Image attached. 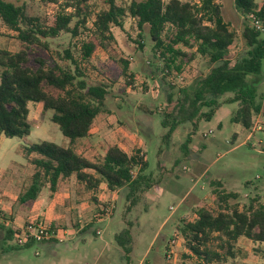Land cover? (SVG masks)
I'll return each instance as SVG.
<instances>
[{
  "label": "rangeland",
  "instance_id": "1",
  "mask_svg": "<svg viewBox=\"0 0 264 264\" xmlns=\"http://www.w3.org/2000/svg\"><path fill=\"white\" fill-rule=\"evenodd\" d=\"M3 1L24 6L29 15L38 17L46 27L53 26L64 3L63 0L56 5L43 4L40 0ZM168 1L163 0L164 3ZM179 1L200 3V0ZM117 3L127 7L129 0H117ZM215 3L234 33V43L228 54L234 61L246 49L242 38L246 18L235 9L234 0H215ZM86 6V24L79 27L77 36L72 38L70 34L61 33L54 39L41 38L44 47L28 46L29 62L36 65L35 59L42 57L65 66L69 63L63 58L66 50L76 58L82 43L96 45L90 62L83 64L81 69L89 85L108 86L105 106L109 114H99L95 119L92 134L100 139H94V145L89 139L76 141L74 149L92 162L101 161L111 145H125L128 154L141 150L148 162L145 175L151 187L139 194L138 201L128 211L124 189L112 192L101 186L95 191H87L74 177L59 181L55 192L46 186L36 200L21 203L19 198L30 185L32 174L23 148L43 141L64 146L68 141L51 122L52 112L41 115L42 106L29 103L28 118L37 119L29 135L11 139L2 136L0 139V213L3 214L0 224L5 222V230L12 228L15 215L23 220L20 227L28 222L46 224L55 230L58 243L51 246L33 244L14 250L15 240L4 242V232L0 230V264L202 263L188 250L182 227L194 221L199 206L218 212L234 207L244 210L251 199L264 204V150L260 144L263 135L232 123L231 117L238 105L228 104L215 111L210 120L199 121L195 131L191 122L180 125L164 143L162 136L167 129L162 127L161 121L168 106L159 85L161 64L154 60L148 27L139 31L136 22L125 17L122 28L112 27L110 38H100L94 32L93 22L96 13L107 7L106 0H87ZM25 47L16 33L0 21V49L14 54ZM176 49L187 57L178 58L176 66H180L179 70L173 68L166 78L174 87L171 90L174 99L179 90L191 87L208 71L205 59L192 56L194 49L181 45ZM121 60L128 62V72L134 75L133 80L123 76ZM262 79L260 92L264 95V77ZM164 87L166 89L167 85ZM226 97L228 95L223 99ZM215 183L236 197L225 203L219 201L213 192L221 187ZM101 209L107 210L108 215H98ZM127 222L131 223L132 241L128 255L115 240V236L127 227ZM97 229L101 232L99 236L94 235ZM216 239V235L212 236L207 247L220 257L210 264H264L261 246L241 238L232 244L228 254L227 245L223 244L221 249ZM167 251L171 253L168 257L165 256Z\"/></svg>",
  "mask_w": 264,
  "mask_h": 264
},
{
  "label": "trees",
  "instance_id": "2",
  "mask_svg": "<svg viewBox=\"0 0 264 264\" xmlns=\"http://www.w3.org/2000/svg\"><path fill=\"white\" fill-rule=\"evenodd\" d=\"M40 1L56 5L62 0ZM63 1L53 26L46 27L38 17L29 15L24 6L0 0V21L26 45L25 49L14 54L0 49V138L29 135L37 123V120L28 119V104L32 103L42 105L41 115L52 112L51 122L58 126L62 136L69 141L67 147L43 141L23 148L25 158L32 166V174L30 185L19 201L36 200L46 186L55 192L60 180L73 176L87 191H95L101 184L112 192L124 189L129 202L128 211L138 201L139 194L151 187L145 175L148 162L143 152L135 150L132 155H128L117 145H112L101 161L92 162L74 149L77 140L89 136L95 118L102 113L109 114L105 106L108 86L89 85L81 69L83 64L90 62L96 45L93 42L82 43L76 58L66 50L63 58L69 63L65 66L42 57L35 59L36 65L29 62L28 46L44 47L41 38L54 39L61 33L74 38L78 35L79 27L85 26L87 0ZM106 5L105 9L96 13L93 22L94 32L100 38H110L112 27L122 28L125 17L134 20L139 31L148 27L154 60L161 64L158 69L161 74L159 85L168 106V110L162 113L161 121L162 127L167 129L162 136L164 143L170 140L180 125L191 122L195 131L199 121L210 120L215 111L228 104L238 105L231 122L250 130L254 117L262 108L264 96L260 92L264 77V34L250 25L249 17H257L264 25V0H234L235 9L246 18L242 30L246 49L234 61L228 58L234 43V33L224 22L220 6L215 0H200L199 4L179 0L167 3L163 0H129L127 7L119 5L117 0H106ZM67 9L72 11L68 12ZM75 18L77 20L73 23ZM178 45L194 49L192 56L205 59L208 71L199 76L191 87L179 90L174 99L175 95L171 91L174 87L167 83L166 78L173 68L179 70L180 66H176L178 58L187 57L180 49H176ZM139 47L142 48V44ZM121 63L123 76L133 80L134 75L128 72V62L121 60ZM164 84L167 85L166 89ZM225 95L228 97L223 99ZM183 148L187 147L183 145ZM215 184L221 187L219 183ZM213 195L224 203L236 197L221 189L213 192ZM104 207L107 208L106 205ZM97 214L104 215L105 212L98 210ZM195 215L194 221L187 222L181 231L188 250L202 262L199 264H210L213 259H219L220 256L207 247L214 235L221 249L224 248L223 244L227 245L228 254L232 244L244 238L261 246L260 253L264 258V204H259L257 199H251L244 210L234 207L212 212L199 206ZM3 225L0 224V230L4 232L3 240L14 239V250L33 244L58 243L52 238L41 243L19 244L16 238L19 229L5 230ZM126 225L115 236V240L124 254L128 255L132 242L131 223L127 222ZM50 231L56 234L52 227ZM94 235L97 236L95 231Z\"/></svg>",
  "mask_w": 264,
  "mask_h": 264
},
{
  "label": "built area",
  "instance_id": "3",
  "mask_svg": "<svg viewBox=\"0 0 264 264\" xmlns=\"http://www.w3.org/2000/svg\"><path fill=\"white\" fill-rule=\"evenodd\" d=\"M250 25L255 28V30L260 31L261 33L264 34V25L261 22L260 19H258L255 16H250ZM182 80V77L180 78ZM251 133L258 132L263 135L264 138V97L262 99V108L260 112L254 117L251 128H250ZM260 144H263L261 146V150H264V139L261 141ZM101 211H103L101 209ZM105 215H108V211H104ZM19 229V234L16 236L17 242L19 244H26L29 242L33 243H41L48 241L52 238L57 239V235L53 232L50 231V226L42 223H36V222H28V224H25L23 227L18 228ZM96 235H100L101 232L100 230H95ZM175 236V235H174ZM61 241V240H60ZM173 242V241H172ZM167 256H170V252H166Z\"/></svg>",
  "mask_w": 264,
  "mask_h": 264
},
{
  "label": "crops",
  "instance_id": "4",
  "mask_svg": "<svg viewBox=\"0 0 264 264\" xmlns=\"http://www.w3.org/2000/svg\"><path fill=\"white\" fill-rule=\"evenodd\" d=\"M33 105H36V106H42L41 104H33ZM28 107H29V104H28ZM28 110H29V108H28ZM28 115H29V113H28ZM29 119V118H28ZM96 119V118H95ZM29 120H37V119H29ZM94 122H95V120H94ZM93 127H94V123H93ZM92 130H93V128L91 129V131H90V134H89V136L88 137H86V138H82V139H80V140H77V141H83L84 139H89L90 141H91V145H94V142H93V140L94 139H100V137L98 138V137H96V136H94L93 137V134H92ZM1 139V138H0ZM69 145V141H66L65 143H64V146H62V147H67ZM121 150H123L124 152H125V149H124V147L123 146H125V145H122V144H116ZM112 146V145H111ZM109 147V146H108ZM108 147H107V149H108ZM106 149V150H107ZM77 153V152H76ZM126 153V152H125ZM77 154H79V153H77ZM126 154H128V153H126ZM133 154V153H132ZM132 154H128V155H132ZM79 155H81V154H79ZM83 156V155H82ZM84 157V156H83ZM6 169V168H5ZM73 177V176H72ZM72 177H70V178H68V179H65V180H63V181H66V180H69V179H71ZM61 181V180H60ZM77 182V181H76ZM78 183V182H77ZM82 185V184H81ZM218 185V184H217ZM101 186H105L104 184H101L99 187H101ZM220 186H221V184H220ZM105 188H106V186H105ZM107 189V188H106ZM221 189L223 190V188L221 187ZM108 190V189H107ZM226 192V191H225ZM227 193V192H226ZM0 215H2L3 216V214H1L0 213ZM4 223V225L3 226H5V222H3ZM23 223V220H21V219H19V217L18 216H14L13 217V220L11 221V226H12V228L13 229H17V228H19L20 227V224H22ZM46 246H51V245H53V244H45Z\"/></svg>",
  "mask_w": 264,
  "mask_h": 264
}]
</instances>
